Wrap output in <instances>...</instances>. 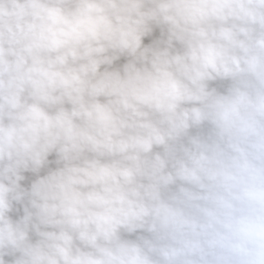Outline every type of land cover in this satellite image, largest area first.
I'll return each instance as SVG.
<instances>
[{
    "label": "clouds",
    "instance_id": "obj_1",
    "mask_svg": "<svg viewBox=\"0 0 264 264\" xmlns=\"http://www.w3.org/2000/svg\"><path fill=\"white\" fill-rule=\"evenodd\" d=\"M5 256L264 264V0H0Z\"/></svg>",
    "mask_w": 264,
    "mask_h": 264
},
{
    "label": "water",
    "instance_id": "obj_2",
    "mask_svg": "<svg viewBox=\"0 0 264 264\" xmlns=\"http://www.w3.org/2000/svg\"><path fill=\"white\" fill-rule=\"evenodd\" d=\"M160 36V33H159V30L158 29H155L152 33L151 36L149 37H146L144 39V44H150L154 39H157L159 38ZM124 59L122 58L120 61L117 62V66L124 63ZM230 82L229 81H216V82H213L210 86L211 87H216L217 90L221 93H224L226 92L227 90V87L229 86ZM210 131V126L205 124L203 126H201V128L199 129H192L190 130V135H196V134H200V135H207ZM55 157L54 156H50L49 157V160H54ZM55 165L54 164H50L49 167H54ZM46 171L45 170H42L41 171V175L44 174V172ZM24 176H25V180L21 182V185L22 187H25V188H28L31 184V182L36 178L35 175H33L32 173H24ZM172 190L174 191L175 190V186H173ZM23 214V211H22V208L20 205H14V210L12 213H10V216L13 218V219H17L19 218L20 216H22ZM147 236L148 234L147 233H143V232H137V233H134L132 235H127V234H123V238L125 239H136L137 236ZM5 261H6V264H11V261L13 259L12 256H5L4 257Z\"/></svg>",
    "mask_w": 264,
    "mask_h": 264
}]
</instances>
